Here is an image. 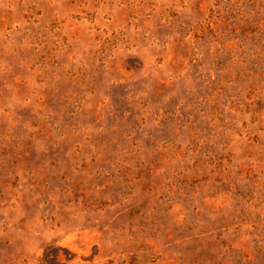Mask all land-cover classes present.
Instances as JSON below:
<instances>
[{"label":"rangeland","instance_id":"1","mask_svg":"<svg viewBox=\"0 0 264 264\" xmlns=\"http://www.w3.org/2000/svg\"><path fill=\"white\" fill-rule=\"evenodd\" d=\"M0 264H264V0H0Z\"/></svg>","mask_w":264,"mask_h":264}]
</instances>
